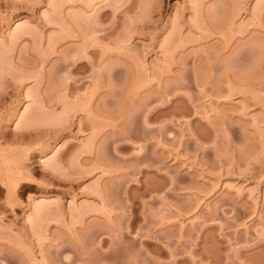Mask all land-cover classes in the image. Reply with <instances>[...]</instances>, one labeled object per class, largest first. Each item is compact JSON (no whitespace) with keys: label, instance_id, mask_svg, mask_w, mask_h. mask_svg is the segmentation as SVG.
Segmentation results:
<instances>
[{"label":"rangeland","instance_id":"1","mask_svg":"<svg viewBox=\"0 0 264 264\" xmlns=\"http://www.w3.org/2000/svg\"><path fill=\"white\" fill-rule=\"evenodd\" d=\"M0 264H264V0H0Z\"/></svg>","mask_w":264,"mask_h":264},{"label":"bare ground","instance_id":"2","mask_svg":"<svg viewBox=\"0 0 264 264\" xmlns=\"http://www.w3.org/2000/svg\"><path fill=\"white\" fill-rule=\"evenodd\" d=\"M26 33H27V32H26ZM26 33H22V34H20V37H22V36L25 35ZM28 33H29V32H28ZM28 33H27V34H28ZM27 34H26V35H27ZM21 35H22V36H21ZM22 38H23V37H22ZM85 150H86V148H85ZM82 152H83V151H81L80 153H82ZM85 152H86V151H85ZM90 152H91V151H90ZM84 154H85V153H84ZM86 154H87V153H86ZM77 155H79V153H78Z\"/></svg>","mask_w":264,"mask_h":264}]
</instances>
